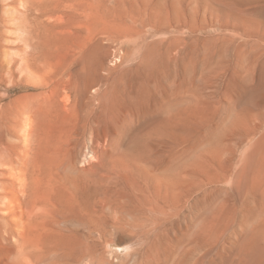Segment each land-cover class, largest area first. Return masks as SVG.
<instances>
[{
  "label": "rangeland",
  "instance_id": "obj_1",
  "mask_svg": "<svg viewBox=\"0 0 264 264\" xmlns=\"http://www.w3.org/2000/svg\"><path fill=\"white\" fill-rule=\"evenodd\" d=\"M36 1L0 0V264H264V0Z\"/></svg>",
  "mask_w": 264,
  "mask_h": 264
},
{
  "label": "bare ground",
  "instance_id": "obj_2",
  "mask_svg": "<svg viewBox=\"0 0 264 264\" xmlns=\"http://www.w3.org/2000/svg\"><path fill=\"white\" fill-rule=\"evenodd\" d=\"M24 1V3L27 5V6H29L28 4H31V2H33V0H23ZM66 2V1H65ZM69 2H70V8H72L71 10H73V11H71L72 13L70 14V15H67V16H69L70 17V21H71V25H73V26H75L76 27V29L78 28V27H80V28H85L86 26L87 27H89V24H90V19H89V8H90V1L89 0H69ZM235 2V1H234ZM68 3V2H67ZM69 4V3H68ZM42 5H44V2L43 1H40V0H37L35 3H33L32 4V6H30L32 9H35L34 7H36L38 10H40L39 8H41L42 9ZM30 7H29V9H30ZM63 7V6H62ZM69 8V7H68ZM65 10H66V8H65ZM42 12H43V10H42ZM45 12V11H44ZM68 12V11H67ZM42 14H44V13H42ZM64 14H65V12H64ZM40 16L42 17V15H41V12H40ZM62 16H63V14H62ZM65 16V15H64ZM63 16V17H64ZM39 17V15H37L36 16V18H38ZM66 17V16H65ZM68 17V18H69ZM62 18V17H61ZM69 22V21H68ZM69 26H70V23H69ZM72 26V27H73ZM74 27V28H75ZM112 28H110L109 29V31H108V27H106V25L104 24V25H102V26H100V27H98L97 28V33H99L102 37L103 36H108L109 38L110 37H121V32L120 31H118V33H116L117 31L115 30V29H113V32H112V30H111ZM85 31L86 30H89V28L88 29H84ZM77 31H79V30H77ZM116 31V32H115ZM115 32V33H114ZM120 33V34H119ZM124 35H125V33H123ZM122 34V35H123ZM127 34V33H126ZM99 141H100V139H99ZM110 173V172H109ZM35 201V200H34ZM21 212V216H22V218H24L23 216H24V214H25V211L24 210H22V211H20Z\"/></svg>",
  "mask_w": 264,
  "mask_h": 264
}]
</instances>
